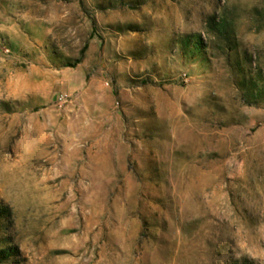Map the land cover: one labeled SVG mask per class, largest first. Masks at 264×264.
<instances>
[{
	"label": "rangeland",
	"instance_id": "1",
	"mask_svg": "<svg viewBox=\"0 0 264 264\" xmlns=\"http://www.w3.org/2000/svg\"><path fill=\"white\" fill-rule=\"evenodd\" d=\"M0 264H264V0H0Z\"/></svg>",
	"mask_w": 264,
	"mask_h": 264
}]
</instances>
